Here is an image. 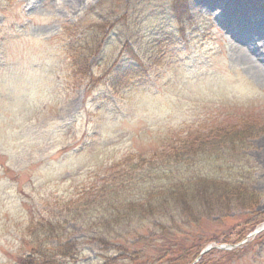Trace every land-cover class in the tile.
<instances>
[{"label":"rangeland","instance_id":"obj_1","mask_svg":"<svg viewBox=\"0 0 264 264\" xmlns=\"http://www.w3.org/2000/svg\"><path fill=\"white\" fill-rule=\"evenodd\" d=\"M255 1L264 15V0ZM190 3L178 15L174 0H0V264H18L29 222L51 216L62 228L53 239L35 236L40 244L76 247L59 264L189 261L193 253L173 252L155 218L106 228L96 215L110 220L108 211H75L80 193L120 161L147 167L168 133L239 117L262 129L243 151L225 152L243 154L259 199L249 213L195 232L202 243H223L218 235L237 245L207 252L202 264H264V229L238 245L245 221L264 224V59L256 53L264 37L226 19V0ZM69 48L88 52L85 74L74 73ZM132 58L136 76L112 93L109 68Z\"/></svg>","mask_w":264,"mask_h":264},{"label":"trees","instance_id":"obj_2","mask_svg":"<svg viewBox=\"0 0 264 264\" xmlns=\"http://www.w3.org/2000/svg\"><path fill=\"white\" fill-rule=\"evenodd\" d=\"M174 2L178 15L190 12V0ZM87 53L67 49L74 73L78 70L80 74L86 73L84 68L89 62H83V58ZM133 60L136 59L132 58L131 62L114 60L112 63L109 68L112 75L107 76L106 84L112 93L118 94L136 76ZM259 128L262 129L258 121L239 117L231 124L189 129L183 134L168 133L161 138L160 148L147 159V167L120 161L111 168L110 172L114 173L102 178L100 184L83 187L78 201L83 207L75 211H86L87 206L94 208L89 215L101 208L102 213L108 211L110 220L103 214L96 217L105 220L103 226L110 229L121 225L122 218L133 219L135 215L141 220L155 218L160 236L169 234L172 238L168 239V244L174 247L173 252L183 257L193 253L189 261L179 263L174 260L171 264H188L203 246L210 243H202V232L199 235L195 232L200 227L203 230L207 220L223 222L225 218H234L237 212L240 216L254 210L259 194L251 187L252 175L242 160L243 154L227 155L225 151L236 147L243 151L248 147V137L255 135ZM55 217H38L29 222L28 239L22 238L25 249L16 257L18 264H59V257L74 253L76 247L72 241H58L56 245L45 247L40 244L42 240L35 237L44 235L53 239L57 236L55 234L62 228L63 221ZM245 222L248 228L244 237L255 227L254 223L248 225L250 219ZM146 239L147 236L138 235V241L145 242ZM148 239L153 241L151 236ZM213 239L226 242L220 241L218 235ZM206 255L195 264H202Z\"/></svg>","mask_w":264,"mask_h":264},{"label":"bare ground","instance_id":"obj_3","mask_svg":"<svg viewBox=\"0 0 264 264\" xmlns=\"http://www.w3.org/2000/svg\"><path fill=\"white\" fill-rule=\"evenodd\" d=\"M220 1V0H216ZM229 5V12H226V19L228 17L234 18L235 21L237 22L240 26L243 25L244 28H252L255 33H257L260 36L264 37V15L261 13L259 7H258V2L255 0H250V5L243 3L240 0H226ZM249 3V2H248ZM233 22V23H234ZM232 23V21H231ZM253 44V40H252ZM257 55L261 58L264 59V51L261 49H258L256 51Z\"/></svg>","mask_w":264,"mask_h":264},{"label":"water","instance_id":"obj_4","mask_svg":"<svg viewBox=\"0 0 264 264\" xmlns=\"http://www.w3.org/2000/svg\"><path fill=\"white\" fill-rule=\"evenodd\" d=\"M262 228H263V226H262L260 229H258L257 231L251 233V235H253L254 233H257V232H258L259 230H261ZM211 247H212L211 245H208L207 247H205V248L201 251L200 254L206 252V251L209 250ZM216 248H223V249H226V248H228V246H226V245H219V246H216ZM199 256H200V255H199ZM199 256H198L196 259H198Z\"/></svg>","mask_w":264,"mask_h":264}]
</instances>
